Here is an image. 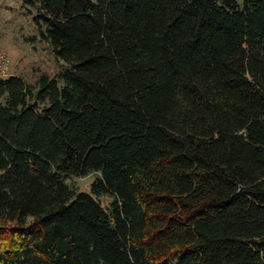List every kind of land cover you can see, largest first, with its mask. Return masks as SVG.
Segmentation results:
<instances>
[{"label": "trees", "instance_id": "obj_1", "mask_svg": "<svg viewBox=\"0 0 264 264\" xmlns=\"http://www.w3.org/2000/svg\"><path fill=\"white\" fill-rule=\"evenodd\" d=\"M23 4L65 67L0 77V264H264V0Z\"/></svg>", "mask_w": 264, "mask_h": 264}, {"label": "rangeland", "instance_id": "obj_2", "mask_svg": "<svg viewBox=\"0 0 264 264\" xmlns=\"http://www.w3.org/2000/svg\"><path fill=\"white\" fill-rule=\"evenodd\" d=\"M35 10L25 7L23 0H0V77H17L27 85H34L41 76L49 78L59 74L64 63L55 59L50 47L39 35L33 23ZM89 174L82 178H69L66 183L76 191L89 193L96 178ZM106 207L110 198L99 199Z\"/></svg>", "mask_w": 264, "mask_h": 264}]
</instances>
